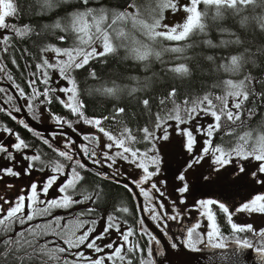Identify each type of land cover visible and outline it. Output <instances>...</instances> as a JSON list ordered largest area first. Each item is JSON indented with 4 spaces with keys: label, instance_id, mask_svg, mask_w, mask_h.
<instances>
[{
    "label": "snow or ice",
    "instance_id": "6c2138e0",
    "mask_svg": "<svg viewBox=\"0 0 264 264\" xmlns=\"http://www.w3.org/2000/svg\"><path fill=\"white\" fill-rule=\"evenodd\" d=\"M181 11L186 14L182 22L164 23L167 12ZM20 42L26 46L18 47ZM109 57L133 61L146 72L155 63L159 71L143 80L129 77L132 85L120 76L101 80L91 64L108 65ZM83 69L99 82L88 95L98 94L111 103L107 114H88V101L75 75ZM4 80L10 87L0 86V114L39 143L0 121V184L11 190L15 181L34 172L46 176L30 180L13 198L0 192V264H156L161 236L172 248L179 243L191 251H201L199 246L224 250L217 259L225 264L252 249L258 264H264V228L236 219L240 214L248 220L264 216V192H254L234 208L216 199L199 200L193 209L202 219L174 238L169 222L182 225L184 214L175 200L169 210L165 200L170 198L160 186L167 181L155 179L163 163L158 142L169 140L174 126L189 156L175 177L179 204H186L190 170L206 159L216 173L235 161V177L248 172L241 161H249L255 166L248 175L264 188V119L257 128L249 123L264 109V0H124L107 6L99 0H0V81ZM161 80L167 81V91L154 105L150 89ZM197 82L205 84L203 95L193 98L189 92L178 103L181 87L191 89ZM53 102L76 119L55 113ZM154 106L159 110L154 112ZM24 112L30 120L16 115ZM45 114L59 131L45 135L37 128ZM141 117H147L142 126H129ZM207 118L211 120L206 126L200 123ZM79 125L94 131L81 132ZM218 134L222 141L233 138L235 146L232 141L216 143ZM58 137L64 138L62 145L55 143ZM120 162L139 170L138 178L123 173ZM89 174L97 179L89 180ZM98 181L115 184L117 190ZM129 194L141 214L133 222L138 228L122 215L132 214L123 201ZM117 198L120 206L108 213ZM213 206L223 214L229 234ZM230 245L236 246L232 255Z\"/></svg>",
    "mask_w": 264,
    "mask_h": 264
},
{
    "label": "rangeland",
    "instance_id": "374dc122",
    "mask_svg": "<svg viewBox=\"0 0 264 264\" xmlns=\"http://www.w3.org/2000/svg\"><path fill=\"white\" fill-rule=\"evenodd\" d=\"M185 15L186 14L183 13L182 11L176 14L167 12L164 23H167L169 25H175L178 22H182ZM97 47L99 48V45H97ZM48 55L51 57L54 54L49 53ZM55 78H56V74H54V79ZM61 85L66 86V82L61 81ZM0 86L10 87V85L7 83L6 80L0 81ZM60 95L63 96V94ZM16 115L18 116V118H23L22 113ZM75 119L76 118L74 117L73 120ZM210 120L211 118H207L205 120H201L200 123L205 124L206 126V124L210 122ZM51 123L52 122L47 118V114H45L43 121L42 123H40V125H50ZM172 123L174 125V122ZM195 123L196 122H193V124L191 125V127H193V130L195 128ZM51 125H55V124H51ZM78 127L80 128L81 132L94 131L93 129H90L86 125H79ZM183 127H189V125H184ZM170 132L171 135L169 140L158 142V148L163 158V163L161 165L162 171L160 175L157 176L155 179L158 183L160 181H167L166 185L161 184L160 186L167 193V196L170 198L165 200V203L168 205L169 210H171V201L175 200L177 201L178 209L184 214L182 225L177 224L174 221L169 222L170 234L174 238L182 236L184 234L183 228L191 226L192 224L196 223L197 220L202 219L201 217H199V213L193 209V205L197 204L199 200L221 196L225 198V200L230 201L231 207L234 208L235 206H238L242 202L249 199L254 192H264V188H260L258 185L254 184V182L251 180L250 176L248 175V172H251L255 166L253 163L249 161H241V163L245 164L246 168L248 169V172L242 174L239 177H235L233 176V172L236 170L237 167L235 161L233 162L232 165L226 167L221 172L216 173L213 172L211 169L210 160L206 159L202 164L197 165L196 167L190 170L189 175L187 177V181L189 183V191L184 194V196L186 197V204H179L180 194H178L174 190L175 186L179 182L175 179V177L177 175V170L180 169L189 160V156L184 148V138L176 134L174 126L172 129H170ZM50 134L51 133L45 135H50ZM157 134L162 135V130ZM63 139H64L63 137H58L55 143L57 145H62ZM200 139L202 141V138ZM9 143H11V141H9ZM139 147L143 148V146H139ZM197 147L199 148V145ZM118 167L123 173H127V175L132 179H137L138 176L140 175L139 170L135 169L133 166L127 163L120 162L118 164ZM108 171L111 172L112 169H108ZM45 176L46 174L44 173L34 172L32 177L25 176L22 179L15 181L16 188L11 190L6 189L3 184H0V192L5 193L9 198H13L18 194V190L21 187H25L29 184L30 180H43ZM206 176H211L212 179L205 180L204 177ZM51 195H56V193L53 192L51 193ZM236 219H238L239 222H246L248 220L246 214H244V216L240 215ZM249 222L252 223L257 229L264 228V216L254 215L251 218V220H249ZM203 223L204 225H206L207 221L204 220ZM103 226H104L103 223H101L98 226V229L102 230ZM177 227L180 228V232H178ZM202 230L206 231V228ZM168 243L170 244L169 241ZM178 245L180 244L178 243ZM161 249H162L161 245L157 246V250L154 255V260L156 258L157 253L160 252Z\"/></svg>",
    "mask_w": 264,
    "mask_h": 264
},
{
    "label": "trees",
    "instance_id": "16d2710c",
    "mask_svg": "<svg viewBox=\"0 0 264 264\" xmlns=\"http://www.w3.org/2000/svg\"><path fill=\"white\" fill-rule=\"evenodd\" d=\"M76 0H73V3H75ZM124 0H99L100 4H103L105 6L107 5H118V4H123ZM68 7V6H65ZM203 7V6H201ZM44 22H50V21H41V23ZM165 43H176V42H165ZM26 46L24 45L23 42H20V45L18 47H23ZM17 58L20 60L21 65H23V60L20 59V53L19 51L16 52ZM30 59V58H29ZM109 59V64L105 65L103 63H100L98 61H93L91 64V67H94L101 80H109L115 76H120L122 77V82L126 84H134L135 82L130 80L129 77L132 76H138L143 80L145 76H150L152 71H159V68L157 65L154 63L153 69L149 71H145L142 65H137L133 61H125L122 59H117L116 61H113L111 57ZM6 63H9V67L12 68L13 74L16 75L17 77L19 76V73L13 68V66L10 64L8 60H6ZM88 69H83V70H78L75 75H77L78 83L81 88V95L82 98L86 99L88 101L87 105V112L89 115H102V114H107L108 112L111 111V103L107 101L104 97H100L98 94H93V95H88V91L90 89H94L95 87L98 86V81H93L88 75H87ZM167 81L161 80L159 83H156L153 85V88L150 89V91L153 93V100H154V105L158 103L159 99L162 98V96L166 93L167 91ZM43 87V86H42ZM205 87V84L202 82H197L196 86H192L191 89H189L187 86H182L181 89L179 90L178 93V98L177 102L182 103L183 98L189 94L193 98H195L197 95H203L202 89ZM143 95V94H140ZM171 106V105H169ZM52 110L59 114L62 115L68 119H74V116L70 113L69 110L64 109L62 105H60L58 102H53L51 105ZM159 110L157 107L154 106L153 111ZM132 109H129V112H131ZM147 119V117H141L139 118V123H131L129 124L130 127H138L142 126L144 120ZM264 119V109L261 110V116L258 117L255 121L249 122L250 126L253 128H257L261 126V120ZM135 120V118H134ZM0 121H5L9 124V126L13 127L14 129L20 131L24 138L34 142V143H39L36 141V139L31 136L26 130H24L21 126H17L16 124H10L9 122L11 121L10 118H8L4 114H0ZM112 127L114 129H118L119 125L113 124ZM246 129H241L238 131H245ZM226 141H234L233 138L231 137H225ZM145 146V145H144ZM231 146H235V144H231ZM40 147L45 150V152L48 155H53V158H55L54 154L51 153L50 150L47 149V146L40 144ZM92 179H97L96 177L92 176L89 174V180ZM100 183L106 184L108 187L112 188L113 190H117V186L115 184H108L106 181H98ZM87 187V185H85ZM121 193H123V190H119ZM123 201L126 206L129 207L130 212L132 213L131 215L128 214H122L125 219L129 221V224H132L134 227L138 228L136 224L133 222L138 219L139 215L138 212L136 211V204L133 199H131L130 194L129 195H124L123 196ZM120 206V199L117 198L116 200L112 201L110 203V206L107 207L108 213H112L114 211V208H118ZM104 208V205L101 206V209ZM62 214V213H61ZM100 215H104V212L101 211ZM36 222V221H35ZM34 222V223H35ZM146 239V238H145Z\"/></svg>",
    "mask_w": 264,
    "mask_h": 264
},
{
    "label": "water",
    "instance_id": "95a60500",
    "mask_svg": "<svg viewBox=\"0 0 264 264\" xmlns=\"http://www.w3.org/2000/svg\"><path fill=\"white\" fill-rule=\"evenodd\" d=\"M26 119L30 120L26 112L23 113ZM35 124V122H32ZM39 130H43L45 133H53L59 131L55 129V126H43L36 125ZM69 135H74L70 130L66 129ZM108 171L106 169H101ZM138 191V190H137ZM142 201V197H140ZM145 215V214H144ZM146 216V215H145ZM151 224V221H147ZM154 227V226H153ZM163 255L160 252L157 253L155 261L156 264H225L224 261L217 259L224 250L209 249L201 251H191L183 245H178L176 248H172L167 239L161 236ZM206 247H201L205 249ZM236 250V246L228 249L229 255H232ZM159 260V263H158ZM227 264H258L256 259V253L252 249L243 250L238 256H233V260L227 262Z\"/></svg>",
    "mask_w": 264,
    "mask_h": 264
},
{
    "label": "flooded vegetation",
    "instance_id": "af4514ba",
    "mask_svg": "<svg viewBox=\"0 0 264 264\" xmlns=\"http://www.w3.org/2000/svg\"><path fill=\"white\" fill-rule=\"evenodd\" d=\"M9 123H10V124H15V122H13V121H10ZM224 141H226L225 137H224ZM224 141H222V140L220 139V136H219V134H218V135H217V139H216V143H223ZM229 141H230V140H229ZM232 144L234 145V144H235V141H233ZM226 146H227V145H226ZM211 199H216V200H218V201L225 202L227 205H229V206L231 207V205H230V201L225 200V198H223V197H221V196L211 197ZM213 210H214V211H217L218 219H219L220 223L222 224V228H223L224 233H225L226 235L229 234V233H230V229H229V227L226 226V222H225V219H224V217H223V214H221V213L218 212V209L216 208V206H213ZM240 215H241V216H244V214H240ZM246 222H249V220H247ZM177 228H178V232H180V228H179V227H177ZM230 246H234V245H230ZM205 249H210V248H205Z\"/></svg>",
    "mask_w": 264,
    "mask_h": 264
},
{
    "label": "crops",
    "instance_id": "0c3cea01",
    "mask_svg": "<svg viewBox=\"0 0 264 264\" xmlns=\"http://www.w3.org/2000/svg\"><path fill=\"white\" fill-rule=\"evenodd\" d=\"M138 146H143L144 147V145H138ZM135 201V200H134ZM135 204H136V201H135Z\"/></svg>",
    "mask_w": 264,
    "mask_h": 264
}]
</instances>
